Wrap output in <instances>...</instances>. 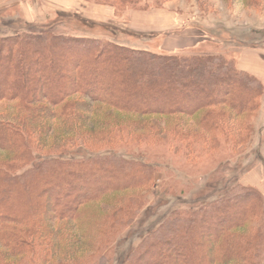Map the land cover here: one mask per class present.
<instances>
[{"label":"trees","instance_id":"1","mask_svg":"<svg viewBox=\"0 0 264 264\" xmlns=\"http://www.w3.org/2000/svg\"><path fill=\"white\" fill-rule=\"evenodd\" d=\"M100 2L124 12L140 0ZM55 24L0 38V264L100 252L155 171L101 150L159 140L153 118L171 116L195 118L169 127L185 148L245 145L264 98L263 83L227 55L154 53L54 32ZM260 197L238 181L214 203L174 208L125 264H260Z\"/></svg>","mask_w":264,"mask_h":264},{"label":"rangeland","instance_id":"2","mask_svg":"<svg viewBox=\"0 0 264 264\" xmlns=\"http://www.w3.org/2000/svg\"><path fill=\"white\" fill-rule=\"evenodd\" d=\"M249 2L251 5L246 6L241 0H170L157 8L151 0H140L134 9L123 12L100 0H0V38L24 37L27 24L39 30L56 22L52 27L54 32L111 39L154 53L224 54L235 59L234 54L224 52L243 43L264 41L255 34L247 42L240 41L242 33L264 30V0ZM168 14L172 20L166 27ZM89 26L93 28L89 30ZM185 32L193 33L194 36L186 35L190 46L195 43L193 46L175 52L164 51L165 39L176 34L181 37ZM153 119L161 130L159 140L117 141L101 150L106 154L123 151L126 159L147 160L154 166L152 181L140 196L141 203L124 216L125 224L115 227L110 241L100 252L80 249L46 264H125L144 235L174 208L190 211L214 203L227 195L238 181L241 186H251L252 192L261 196L264 210V177L262 172L259 175L260 159L264 160V98L249 118L252 132L245 145L231 146L221 139L212 148H204L198 142L188 149L173 139L169 127L177 120L190 124L195 118ZM251 171L256 173L254 184L249 183L246 175ZM260 253V264H264V245Z\"/></svg>","mask_w":264,"mask_h":264},{"label":"crops","instance_id":"3","mask_svg":"<svg viewBox=\"0 0 264 264\" xmlns=\"http://www.w3.org/2000/svg\"><path fill=\"white\" fill-rule=\"evenodd\" d=\"M166 22L164 25L170 26L172 17L168 15L165 16ZM164 26V27H165ZM163 27V28H164ZM218 30V29H216ZM255 34L257 37L264 38V30L263 29H257V30H251L250 33L247 34H241V40L242 42H247L246 40H250L252 35ZM186 35L194 36L192 32H185L182 33V36L180 37L178 34L176 36H172L171 38H168L163 43L165 46V50L167 52H175L179 51L183 48H189L193 46L192 44L188 43V38H186ZM174 37V38H173ZM229 37H233V35H230ZM225 54H234L235 55V61H236V67L240 71L249 73L255 77H257L262 83H264V41L261 40V43L257 44H246L243 43L241 45H236L233 47H230V49L226 50L224 52ZM264 135V131H263ZM261 168H259V175L261 176ZM255 172L251 171L247 175V179H249V183L254 184L256 180Z\"/></svg>","mask_w":264,"mask_h":264}]
</instances>
